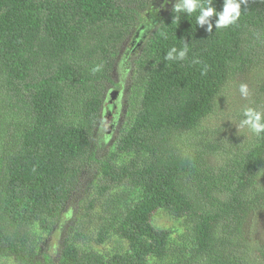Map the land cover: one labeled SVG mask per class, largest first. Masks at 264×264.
Listing matches in <instances>:
<instances>
[{"label": "trees", "instance_id": "1", "mask_svg": "<svg viewBox=\"0 0 264 264\" xmlns=\"http://www.w3.org/2000/svg\"><path fill=\"white\" fill-rule=\"evenodd\" d=\"M177 2L0 0V264H255L234 242L247 214L264 207V133L228 143L203 137L200 123L228 79L264 68V0H237L239 19L219 29L216 16L198 26V13H176ZM133 30L144 37L111 147L97 157L93 129ZM185 46V59H166ZM89 161L100 198L78 222L73 213L77 227L53 257L43 240ZM159 209L182 220L179 251L191 261L152 224Z\"/></svg>", "mask_w": 264, "mask_h": 264}, {"label": "rangeland", "instance_id": "2", "mask_svg": "<svg viewBox=\"0 0 264 264\" xmlns=\"http://www.w3.org/2000/svg\"><path fill=\"white\" fill-rule=\"evenodd\" d=\"M140 27H142V25ZM132 34H134V30L124 43L123 49L116 58L114 64L112 79L117 84V87L107 85L108 94L110 91H115L114 94L119 91L120 94L117 96V99L116 95H113L112 101H115V104L109 109L105 105L106 102H108L107 95L103 104L101 118L93 129L94 147L97 157H103L110 149L111 141L116 132V126H118V122L121 118L120 111L123 97L121 87L126 85L130 71L134 66L133 58L138 52L136 47H130ZM141 43L142 40H140L137 45L139 46ZM241 84L247 85V96L241 95ZM246 108L264 110V68L262 66L247 69L226 81L221 92L218 94L214 111L200 123V129L204 132L203 137L210 139L218 138L228 143H244L248 141L251 137V130L247 128V126H240L242 115ZM191 139H194V137H191ZM209 160L212 163H216V159L213 157H209ZM100 176V173L97 172V164L95 162L89 161L88 165L83 167L80 179L71 192V197L59 222L53 227L51 235L48 237L46 236L43 240L44 243L42 242L43 245L41 250L43 252L55 257L58 252L60 240L64 238V231H66V228L77 227V225H70V223H74L70 221L73 213L78 222L80 218H83V214L85 215V211H87L84 205L94 197H96L97 200L100 198L98 192ZM256 187L264 188V167L261 168L257 175ZM151 221L155 227L166 228L171 231V239L173 241L175 240L174 255L179 254L180 260L187 259V261H191L189 260L191 255L189 249H186L185 253L179 251V245L182 246V243L185 242V236L187 237L182 220L175 219L166 213L165 210L159 209L153 213ZM240 232L241 234L238 241L234 242L236 245L239 244L237 245V252L244 253L250 258V262L252 263L264 264V207L252 210L247 214L243 220ZM101 247L103 248V246H100V248ZM106 247H113L112 242H107ZM192 264L200 263L192 262Z\"/></svg>", "mask_w": 264, "mask_h": 264}, {"label": "clouds", "instance_id": "3", "mask_svg": "<svg viewBox=\"0 0 264 264\" xmlns=\"http://www.w3.org/2000/svg\"><path fill=\"white\" fill-rule=\"evenodd\" d=\"M212 5V0H207V4L201 2V0H178V2L174 5V11L176 13H187L191 15L193 13H198L196 17V23L198 26H202L208 18L212 16L218 17L216 21V27L226 28L232 24H235L239 19L240 13V3L237 0H224L223 9L220 12H217ZM212 25L209 23L208 31H211ZM187 46L180 49L177 57H173V53L177 52V48L173 47L167 52L166 59L173 60L185 59L187 55ZM240 93L243 96L248 95L247 85H240ZM243 115L247 117V119L242 120L240 126H247L251 130V132L259 135L264 133V112L258 111L254 108H246L243 112Z\"/></svg>", "mask_w": 264, "mask_h": 264}, {"label": "flooded vegetation", "instance_id": "4", "mask_svg": "<svg viewBox=\"0 0 264 264\" xmlns=\"http://www.w3.org/2000/svg\"><path fill=\"white\" fill-rule=\"evenodd\" d=\"M142 27H144V26L142 25ZM141 36H143V31L140 32V30H139L138 32L136 31V33H134V38H132L131 42H130V44L132 45V48L137 46V43L140 41ZM113 95H116V98H117V96L119 95V91H117V93H115V94H114V92H112V93H111V91L109 92V94H108L109 99H108L107 103L111 104L112 105L111 107H113L115 104V102L112 101Z\"/></svg>", "mask_w": 264, "mask_h": 264}, {"label": "water", "instance_id": "5", "mask_svg": "<svg viewBox=\"0 0 264 264\" xmlns=\"http://www.w3.org/2000/svg\"><path fill=\"white\" fill-rule=\"evenodd\" d=\"M137 32H138V31H137ZM135 35H136V34H135ZM112 92H115V91H111V93H112Z\"/></svg>", "mask_w": 264, "mask_h": 264}]
</instances>
